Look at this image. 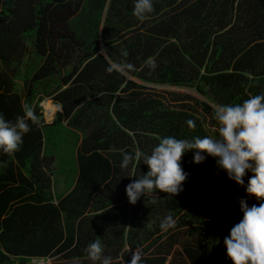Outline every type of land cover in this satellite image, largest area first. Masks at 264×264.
<instances>
[{
	"label": "trees",
	"instance_id": "trees-1",
	"mask_svg": "<svg viewBox=\"0 0 264 264\" xmlns=\"http://www.w3.org/2000/svg\"><path fill=\"white\" fill-rule=\"evenodd\" d=\"M152 2L140 20L135 0H0V113L14 121L27 104L40 119L19 151H0V264H93L85 249L97 239L112 264H130L137 249L141 264H233L221 241L247 194L214 158L185 153L183 191L135 205L126 186L148 166L121 162L166 136L216 137L218 105L264 93V0ZM110 61L134 70L109 73ZM42 99L59 107L49 124ZM59 126L76 145L72 185L57 196L44 134ZM169 214L176 225L163 231Z\"/></svg>",
	"mask_w": 264,
	"mask_h": 264
},
{
	"label": "clouds",
	"instance_id": "clouds-1",
	"mask_svg": "<svg viewBox=\"0 0 264 264\" xmlns=\"http://www.w3.org/2000/svg\"><path fill=\"white\" fill-rule=\"evenodd\" d=\"M153 11L152 0H135L133 15L136 18L143 20ZM101 52L106 56V49ZM149 67L155 70L157 65L153 61ZM106 70L127 75L134 70V65L110 61ZM22 107L24 114L14 121L0 113V151L7 155L19 151L24 135L31 130L29 121L37 126L40 124L32 108L27 104ZM214 118L219 125L216 137L205 135L189 140L166 136L159 140L150 155L139 149L134 155L123 153L122 170L141 159L148 166L146 174L126 186L129 203L135 205L141 196L156 191L172 197L178 195L188 179V173L181 166L183 155L193 151L196 164L212 157L217 168L244 187L247 194L246 198H238L242 219L223 240L227 257L233 264H264V93L253 95L242 104L218 105ZM186 123L191 129L196 127L194 120L189 119ZM249 173L251 176L245 185ZM251 197H255L257 203L249 205L248 198ZM175 225V219L169 214L160 227L167 231ZM85 251L93 264H112V257L104 255V245L99 239L89 243ZM141 261L142 251L137 249L132 253L130 264H141Z\"/></svg>",
	"mask_w": 264,
	"mask_h": 264
},
{
	"label": "rangeland",
	"instance_id": "rangeland-1",
	"mask_svg": "<svg viewBox=\"0 0 264 264\" xmlns=\"http://www.w3.org/2000/svg\"><path fill=\"white\" fill-rule=\"evenodd\" d=\"M163 89L195 96L194 92L190 89L171 87H163ZM45 102L53 106V109L48 113L46 107L44 106ZM38 107L40 109V112L42 113L44 122L47 124L52 121L54 114L59 110V107L57 105L53 104L47 99H42L38 103ZM44 138L45 153L52 155L55 160L54 188L55 194L58 196L64 193L65 189H68L72 185L74 179L76 134L66 129L65 127L59 126L52 129L51 132L45 131ZM233 226L226 227V234L221 241L222 250L225 254L226 247L223 243V240L230 234V230ZM28 264H43V261L33 260Z\"/></svg>",
	"mask_w": 264,
	"mask_h": 264
},
{
	"label": "bare ground",
	"instance_id": "bare-ground-1",
	"mask_svg": "<svg viewBox=\"0 0 264 264\" xmlns=\"http://www.w3.org/2000/svg\"><path fill=\"white\" fill-rule=\"evenodd\" d=\"M44 106L47 109V113L53 109V106L51 104L47 103V102L44 103Z\"/></svg>",
	"mask_w": 264,
	"mask_h": 264
}]
</instances>
